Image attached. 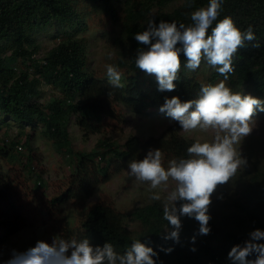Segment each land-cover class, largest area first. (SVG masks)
Returning a JSON list of instances; mask_svg holds the SVG:
<instances>
[{"label":"trees","instance_id":"16d2710c","mask_svg":"<svg viewBox=\"0 0 264 264\" xmlns=\"http://www.w3.org/2000/svg\"><path fill=\"white\" fill-rule=\"evenodd\" d=\"M76 1L0 0V135L5 137L0 140V244L25 224L23 217L13 212V189L2 163L17 164L21 170L32 175L34 167L29 143L31 134L42 128V134L51 141L56 154L70 158L73 167L67 188L48 202L50 209L54 210L48 211V216L59 217L61 222H58L59 237L89 238L94 246L111 243L120 253L133 241L140 240L158 252L157 264L232 262L228 252L233 246L243 245L249 239L243 228L248 225L254 230H264V160L240 186L232 203L233 211L220 219H211V232L206 236L197 235L194 244L191 238L198 232L199 224L187 217L181 218L178 243L162 239L167 221L163 219V206L157 201L130 213L131 218L141 226L137 236H132L125 227L123 214L102 203L86 213L77 232H73L65 220L61 209L65 203H84L92 196L96 186L120 174L131 160L142 159L149 149L160 148L167 164L172 158L186 156L187 148L194 141L178 134L179 124L169 126L158 138L140 141L130 136L122 145L101 140L89 152L73 151L68 125L73 118L82 136L89 138L103 133L106 119L118 118L115 110L118 105L143 114L159 109L165 98L177 96L182 102L196 98L202 83L187 75L179 74V80L174 81L176 89L172 92L158 91L155 78H140L143 72L136 68L134 59L137 48L143 46L138 45L134 37L145 30L152 19L157 23L176 21L187 25L191 22V13L209 3V0H183L180 7L170 12L161 11L152 15L153 6L163 7L177 0H146L141 9L134 11L130 0H87L104 7L113 21L116 17L112 3L124 2L126 7L124 34L129 49L122 67L127 76L122 81L123 88H114L107 80L95 78L86 70L85 45L71 35L57 42L41 60L34 58L40 49L36 35L53 27L66 34L65 28H73L80 23ZM222 8L213 27L224 16H231L236 27L244 31L251 26L256 36V41L238 50L234 57V72L226 83L231 88L246 86L253 93L264 95V0H224ZM256 42L260 44L259 48L251 46ZM180 59L181 69H185L183 54ZM17 64L23 69H18ZM222 79L213 71L204 84H215ZM42 84L57 93L45 104L35 100ZM13 126L18 129V135L24 137L23 142L20 137L7 139V130ZM18 146L21 151L17 150ZM41 176L42 173L36 177L39 186ZM258 243H264V240ZM162 248L173 250L166 254L161 251ZM192 248L196 251H191ZM248 259H255V256Z\"/></svg>","mask_w":264,"mask_h":264},{"label":"clouds","instance_id":"9594fccd","mask_svg":"<svg viewBox=\"0 0 264 264\" xmlns=\"http://www.w3.org/2000/svg\"><path fill=\"white\" fill-rule=\"evenodd\" d=\"M223 2L209 0L206 7L191 13V22L187 25L149 20L145 30L134 37L143 46L137 48L135 66L155 77L160 92L176 89L174 81L179 80L181 54L186 59L184 68L195 71L204 62L223 77L215 84H202L194 99L182 102L177 96L165 98L159 108L184 133H211L210 139L195 140L187 148L186 156L170 159L167 168L160 148L149 149L142 159L127 163L126 175L139 184H147L152 201L162 200L161 191L168 190L169 181L175 184L163 197V219L167 221V228L162 232L165 241L179 242L182 217L199 224L191 243H195L197 235L206 236L211 232V197L219 185L229 183L238 170L247 166L241 144L257 125L256 113L264 112V101L226 85L234 72L238 50L256 41V36L251 26L241 31L231 16H224L213 27L223 11ZM251 46L259 48L260 44L251 43ZM106 75L112 87L125 86L117 66L107 65ZM261 240H264V230H253L243 245L231 248L228 258L233 264H264V243H258ZM172 250L161 249L166 254ZM253 255L255 259H248ZM158 259V252L140 240L133 241L120 253L111 243L94 246L89 238L54 236L51 242L37 240L24 251L13 249L3 264H157Z\"/></svg>","mask_w":264,"mask_h":264},{"label":"rangeland","instance_id":"374dc122","mask_svg":"<svg viewBox=\"0 0 264 264\" xmlns=\"http://www.w3.org/2000/svg\"><path fill=\"white\" fill-rule=\"evenodd\" d=\"M130 1L133 11L141 9V6L146 2V0ZM76 3L80 23L73 28H65L66 34L53 27L44 33L36 35L37 44L40 49L34 58L41 60L57 42L71 35L73 39H79L85 45L87 57L86 70L90 74L95 78L108 81L106 66L112 64L117 66L121 71L123 81L127 76V72L122 67V64L127 60L129 49L124 34L126 15L124 2L112 3L115 11V21L110 18L104 7L98 4L91 1L88 2L87 0H77ZM182 3L183 0H177L163 7L153 6L151 14L153 15L161 11L170 12L180 7ZM16 67L23 69V66L20 64H17ZM213 71H215L214 68L202 62L197 70L190 71L185 68L181 69L179 74L187 75L194 78L197 82L204 84L209 74ZM140 78L148 79L155 77L146 75L143 72L140 74ZM226 85L228 86L227 83ZM231 89L234 91L241 89L243 94L251 95L264 101V95L253 93L246 86ZM55 96H57L55 90L48 85L42 84L39 88V96L35 100L45 104ZM115 110L118 118L115 120L106 119L103 133L92 135L89 138L82 136V132L75 125L74 119L71 118L68 132L73 151H92L101 140H109L122 145L130 136H134L140 141L151 137L158 138L169 126L178 124L160 113L159 109L137 114L118 105ZM254 119L257 121L256 127L241 144L242 155L247 159V166L238 170L236 176L229 183L217 187L216 192L211 197L212 204L209 208L211 219H220L222 216L233 211L232 203L237 198L240 186L247 181L252 170L264 160V112L258 111ZM4 130L2 129V131ZM26 131L29 132L28 129ZM7 133V139L11 140L15 137H20L23 142L24 137L18 135V129L15 126L8 129ZM178 134L184 139L193 141L201 138H211V133H200L199 131L184 133L181 128ZM31 135L33 136L29 144L32 154V166L34 167L32 175H28L25 170H21V167L17 164L2 163V169L7 173L13 189V212L15 215L23 217L25 224L14 235L0 244V264H3V261L10 258L13 249L24 251L34 246L37 240L51 242L54 236H58V222H61L58 219L59 217L48 216V211H54L50 209L48 202L60 195L67 188L69 176L73 170L72 161L70 158L61 157L56 154L51 141L42 134V128H38ZM2 137L0 135V140L5 139V137ZM164 166L165 168L168 166L165 158ZM126 170L127 167L120 174L115 175L109 182L96 186L92 196L84 203L69 201L61 207L64 218L73 232L79 230L86 213L95 205L102 203L125 216L124 225L132 236L139 234L141 226L131 218L130 213L136 208L151 204L153 201L149 198L151 195L148 190L149 186L129 179L126 175ZM40 173H42L39 180L41 186H39L36 179ZM36 186L39 188H36ZM174 187V182L169 181L167 191L155 190L161 191L162 196V200L157 202L163 206V197ZM2 207L3 205H1ZM253 230L250 226L246 225L243 228V233L249 236V233ZM223 264L233 263L226 261Z\"/></svg>","mask_w":264,"mask_h":264},{"label":"built area","instance_id":"2783aa9c","mask_svg":"<svg viewBox=\"0 0 264 264\" xmlns=\"http://www.w3.org/2000/svg\"><path fill=\"white\" fill-rule=\"evenodd\" d=\"M17 150L21 151V147H20V146H18V147H17Z\"/></svg>","mask_w":264,"mask_h":264}]
</instances>
